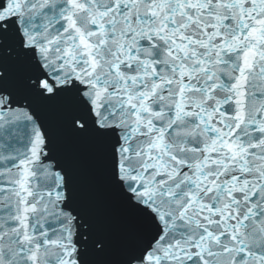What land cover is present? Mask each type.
I'll return each mask as SVG.
<instances>
[{
    "label": "snow or ice",
    "instance_id": "snow-or-ice-1",
    "mask_svg": "<svg viewBox=\"0 0 264 264\" xmlns=\"http://www.w3.org/2000/svg\"><path fill=\"white\" fill-rule=\"evenodd\" d=\"M0 264H264V0H0Z\"/></svg>",
    "mask_w": 264,
    "mask_h": 264
}]
</instances>
